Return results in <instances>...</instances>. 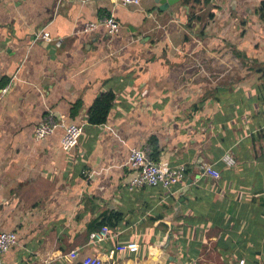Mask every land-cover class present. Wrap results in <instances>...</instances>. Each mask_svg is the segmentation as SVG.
Returning a JSON list of instances; mask_svg holds the SVG:
<instances>
[{"label": "crops", "instance_id": "obj_1", "mask_svg": "<svg viewBox=\"0 0 264 264\" xmlns=\"http://www.w3.org/2000/svg\"><path fill=\"white\" fill-rule=\"evenodd\" d=\"M199 1L0 0V232L17 235L0 264H264L261 0ZM108 14L116 34L81 31ZM48 110L80 127L75 147L35 137ZM148 140L185 168L169 190L129 184Z\"/></svg>", "mask_w": 264, "mask_h": 264}, {"label": "built area", "instance_id": "obj_2", "mask_svg": "<svg viewBox=\"0 0 264 264\" xmlns=\"http://www.w3.org/2000/svg\"><path fill=\"white\" fill-rule=\"evenodd\" d=\"M122 4L138 5L142 0H114ZM103 26L108 35L119 32L121 26L112 14L101 16L94 21L84 24L81 31L90 32ZM49 33L41 30L35 34L36 40H46ZM62 128L63 134L60 139L61 147L67 151L75 147L81 133L80 127L74 122H66L63 118L56 119L51 110H48L43 118L36 124L34 135L37 139H43L53 134L56 129ZM151 149L146 142L141 147L131 148L127 158V165L131 169L132 176L129 184L131 186H160L167 190L176 185L182 178L185 168L182 164L171 165L167 162H155L151 158ZM222 161L232 164L233 159L229 154H224ZM203 173L213 177H219V172L212 163H203ZM107 233V227L101 226L98 231L90 233L91 240H102ZM17 241V235L13 231L0 232V254L6 252ZM81 264H100L99 260L82 258ZM239 264H243L240 261Z\"/></svg>", "mask_w": 264, "mask_h": 264}, {"label": "trees", "instance_id": "obj_3", "mask_svg": "<svg viewBox=\"0 0 264 264\" xmlns=\"http://www.w3.org/2000/svg\"><path fill=\"white\" fill-rule=\"evenodd\" d=\"M194 2H200L199 0H193ZM259 12V16L264 18V0L260 1V6L257 10ZM113 101V94L111 92L103 93L98 99H96L89 111L88 121L90 124L93 125H100L103 124L108 116V112L111 108ZM149 141V140H148ZM150 144V141L148 142ZM151 146V144L149 145ZM152 148V147H150ZM153 155V153H151ZM111 215L107 217V219H111ZM107 221L103 220L100 222L99 227L105 225Z\"/></svg>", "mask_w": 264, "mask_h": 264}, {"label": "water", "instance_id": "obj_4", "mask_svg": "<svg viewBox=\"0 0 264 264\" xmlns=\"http://www.w3.org/2000/svg\"><path fill=\"white\" fill-rule=\"evenodd\" d=\"M174 2H176V0H167L166 3L161 4V8H163L164 6L166 7L167 5H171V4H173Z\"/></svg>", "mask_w": 264, "mask_h": 264}, {"label": "rangeland", "instance_id": "obj_5", "mask_svg": "<svg viewBox=\"0 0 264 264\" xmlns=\"http://www.w3.org/2000/svg\"><path fill=\"white\" fill-rule=\"evenodd\" d=\"M207 11V10H206Z\"/></svg>", "mask_w": 264, "mask_h": 264}]
</instances>
